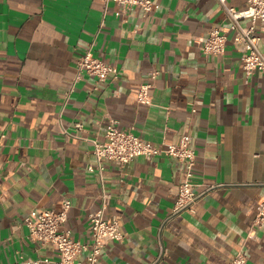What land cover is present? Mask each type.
Here are the masks:
<instances>
[{
	"label": "crops",
	"instance_id": "obj_1",
	"mask_svg": "<svg viewBox=\"0 0 264 264\" xmlns=\"http://www.w3.org/2000/svg\"><path fill=\"white\" fill-rule=\"evenodd\" d=\"M155 2L153 12L127 16L111 3L105 17L103 0H0V264L58 259L52 244L30 238L26 220L60 211L65 199L72 208L63 228L90 243L104 189L106 216L125 238L98 264H231L242 250L249 264H264V226L249 237L264 199V74L247 75L235 31L224 54L203 51L213 29L232 23L218 0ZM91 45L119 68L117 78L76 82ZM153 72V104L140 103ZM111 124L158 146L191 136L197 190L211 189L176 212L182 161L100 163L96 142Z\"/></svg>",
	"mask_w": 264,
	"mask_h": 264
},
{
	"label": "built area",
	"instance_id": "obj_2",
	"mask_svg": "<svg viewBox=\"0 0 264 264\" xmlns=\"http://www.w3.org/2000/svg\"><path fill=\"white\" fill-rule=\"evenodd\" d=\"M218 1L232 23L228 27L213 29L202 45L203 51L208 55L224 54L229 40L228 33L235 31L234 45L243 55L247 75L251 77L257 72L264 74V52L261 49L264 32V0H246V5L243 8L229 5V0ZM103 2L105 4V17L111 3L119 7L118 16H127L137 7L143 9L146 14L157 8L155 0H103ZM245 20H248L249 23L244 24ZM104 22L103 24H105ZM93 50L94 47L91 45L79 59L76 82L82 79L85 74L95 77L98 82H105L112 76L117 78L119 68L96 56ZM157 76L158 72L151 73L150 80L141 85L138 95L140 103L153 104L151 89ZM95 154L100 163H103L104 160H115L125 164L139 156L153 159L164 155L182 161L185 164V177L180 185V194L175 206L176 212L191 208L206 191L211 189L209 187L208 190L202 192L197 190V184L194 180L197 153L192 146V139L189 135L183 136L179 143L158 146L139 137L133 131H124L111 124L107 131L106 141L96 142ZM111 200L112 195L104 189L101 195V208L89 217L92 232L90 243L76 239L71 230L63 228L69 219L72 208L70 199L63 201L60 211L44 209L32 213L26 220L30 229V238L33 241L52 244L59 253V258L22 257L16 264H98L104 249L112 241L125 238L120 222L106 216ZM262 226H264V199L258 206L253 231L249 237H254L256 231ZM83 253H87L85 262L80 259V255ZM231 264H249L247 253L243 250L240 251Z\"/></svg>",
	"mask_w": 264,
	"mask_h": 264
}]
</instances>
